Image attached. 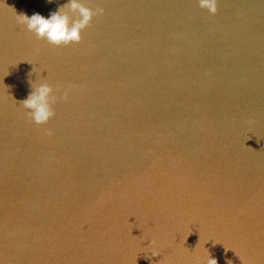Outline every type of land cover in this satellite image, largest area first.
I'll return each instance as SVG.
<instances>
[{"label":"water","instance_id":"obj_1","mask_svg":"<svg viewBox=\"0 0 264 264\" xmlns=\"http://www.w3.org/2000/svg\"><path fill=\"white\" fill-rule=\"evenodd\" d=\"M68 2L0 0V264H264V0H82L67 45L16 16Z\"/></svg>","mask_w":264,"mask_h":264},{"label":"clouds","instance_id":"obj_2","mask_svg":"<svg viewBox=\"0 0 264 264\" xmlns=\"http://www.w3.org/2000/svg\"><path fill=\"white\" fill-rule=\"evenodd\" d=\"M200 7L207 8L210 12L215 13L216 0H198ZM71 9L78 12V18L71 24L69 16L65 9ZM104 8L97 5L95 11L86 6L82 0H69L66 5L59 6L56 10L50 11L48 16L40 12H33L31 15L26 13L16 14L20 23L26 25L27 29L33 32L38 39L46 40L49 44L67 45L72 42L81 40V30L84 29L94 14H103ZM34 71H37L33 67ZM36 81L29 80L32 90L27 97L18 101L25 109L26 115L37 123L47 122L53 115L52 104L56 102L57 97L53 94L51 84L45 82L39 75ZM63 98V96L61 97ZM51 133V129H49ZM153 256L158 255V250L153 249ZM205 264H217V259L208 254Z\"/></svg>","mask_w":264,"mask_h":264}]
</instances>
